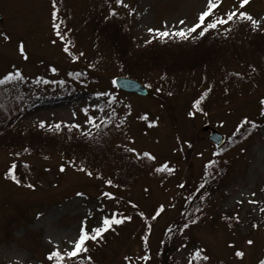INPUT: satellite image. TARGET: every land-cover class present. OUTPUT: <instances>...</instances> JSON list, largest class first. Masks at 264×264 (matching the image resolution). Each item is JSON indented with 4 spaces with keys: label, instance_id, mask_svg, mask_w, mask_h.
<instances>
[{
    "label": "rangeland",
    "instance_id": "1",
    "mask_svg": "<svg viewBox=\"0 0 264 264\" xmlns=\"http://www.w3.org/2000/svg\"><path fill=\"white\" fill-rule=\"evenodd\" d=\"M101 1L57 0V6L59 3L67 11L57 8V23L70 42L71 52L78 57L73 61L62 50L63 43L51 28L52 0H0V33L9 37L5 41L0 35V79L10 72H21L23 81L13 80L4 85L18 93L19 100H24L25 104L52 98L54 94H93V99L75 104L61 102L54 108L41 109L31 114L25 124L35 129L39 128L40 121H44L45 126L50 122L64 126L79 124L77 131L91 132L93 126L86 123L84 109L96 124L115 113L124 123L112 132L111 151H123L126 159L131 161L136 160V156L127 152L126 147H134L140 153L148 151L156 156L153 167L167 163L175 171L171 174L153 171L143 177L135 189L125 191L118 186L106 185L105 180L96 178L94 174L88 177L77 171L76 163L69 166L67 162L70 161L62 156L54 155L47 159L18 157L15 153L0 151V264H51L46 255L53 244L67 247L66 242L76 236L86 216L91 228L102 216H110L113 212L131 216L132 220L114 226L115 231L106 233L100 245L89 242L90 251L85 255L92 257L93 264H145L139 257L144 253L141 236L147 235L151 256L149 264H156L158 257L155 255L163 249L165 232L175 225L189 202L185 198L190 195L193 198L201 183L205 185L226 167L225 179L219 183L223 187L210 196V203L203 199V217L176 240L175 262L188 264L192 253L204 248V254L210 256L205 262L207 264L258 263L264 258V212L259 211L264 207V117L259 114V101L264 99V73L260 60L249 56L239 65L234 58H227L215 67L213 65L224 71L247 73L253 82L239 90L232 87L231 98L223 93L224 89L216 87L221 103L212 105L207 115L192 108L198 97L196 86H200L197 83L200 76L191 78L187 74L191 80L186 83L179 75L161 79L162 73L154 71L146 76L138 75L135 79L140 78L147 87L150 84L147 98L124 93L111 83L121 77L115 57L105 48H96L90 36L93 25L85 20L90 8H100ZM105 1L112 3L111 8L125 11L138 47L148 40L161 42L153 38L149 28L164 30L168 26L177 30L184 27L178 25L179 20L191 24L205 6V0H125L129 5L125 9L117 8L115 0ZM238 2L223 0L219 11L223 13ZM245 10L254 18L264 16V0H250ZM129 11L132 15L128 14ZM53 40L57 42L53 44ZM21 43L27 60L19 55ZM81 52L83 56H79ZM100 65L104 66L102 71L99 70ZM252 68L256 71L253 72ZM206 76L208 86L214 75L208 73ZM194 83L196 86H192ZM160 87L161 91L157 93L156 89ZM180 87L184 89L175 95L167 94V91ZM100 92L111 93V96L98 97ZM110 99L113 100L111 104ZM190 111L194 112L193 116L188 115ZM144 115L148 120L139 119ZM245 118L258 127L253 129L245 123ZM149 121H156V126L148 127ZM206 126L208 130H204ZM213 130L225 137L220 148L210 141ZM233 139V146L219 153L217 149L224 148ZM21 161L30 164L32 173L28 183L17 185L5 179L4 174L12 162L17 164ZM209 161L215 163L205 178V165ZM62 164L65 165L63 173L59 171ZM181 183L185 187H178ZM27 184L34 185V188L29 189L25 186ZM106 191L117 199L103 197L102 193ZM77 192L83 195L77 196ZM249 200L257 203H248ZM132 204L137 207L133 208ZM160 205H164L165 210L155 221L151 220V215ZM139 212L145 214L144 219L138 215ZM237 215L239 222L234 219ZM226 218L233 219H228L230 223L225 221ZM253 223L260 227L252 228ZM248 239L254 242L251 246L246 243ZM229 244L234 247H228ZM236 250L245 253L242 260L235 257ZM125 256L130 257V261H126Z\"/></svg>",
    "mask_w": 264,
    "mask_h": 264
},
{
    "label": "trees",
    "instance_id": "2",
    "mask_svg": "<svg viewBox=\"0 0 264 264\" xmlns=\"http://www.w3.org/2000/svg\"><path fill=\"white\" fill-rule=\"evenodd\" d=\"M99 6L100 8L91 7L85 20L87 22L88 19L87 23L93 25L90 36L96 48L98 47L99 50L105 48L115 57L119 76L137 79L138 75L146 76L154 71H160L162 76L169 79L173 77L172 75H179L185 79L186 83L191 80L186 76L187 74L191 78L200 76L201 79L197 82L200 86H196L197 83L192 85L198 87V97L193 103L203 92L211 88V92L201 102L203 112L207 113L213 106L220 105V96L216 95V87L224 89L222 92L231 98L232 87L239 90L253 82L252 77L247 73L228 69L224 71L221 67L214 68L215 65L227 58H234L241 65L250 56L260 60L261 71L262 74L264 73V32H252L246 23L230 24L227 27H230L231 31L222 35L210 30L204 37H198L195 41L168 40L158 43L151 40V43L144 42L138 47L132 37V28L127 23L125 11L115 9L118 15L106 19L110 6H113L112 3L102 0ZM57 8L62 11L66 9L59 3ZM103 67L100 65L99 70L102 71ZM208 73L213 74L214 78H211L207 86ZM235 73H240V76ZM203 84L206 86L202 87ZM181 88L183 87L174 89L171 94L175 95ZM93 98L95 96L91 93L73 92L63 96L54 94L52 98L38 99L25 104L24 100H19L18 93H14L4 84L0 85V151L20 153L18 157L37 156L45 159L54 155L62 156L69 161H74L78 167H84L94 175H99L103 180L111 179L113 185L122 190L135 189L140 185L143 177L152 174L153 161H148L146 158L131 161L126 159L123 151L110 150L109 142L112 132L118 129L117 125H122L115 113L102 120L106 123H97L100 127H93L91 136H85L82 134L84 132L76 129L69 131L61 123H59L61 129L58 132L48 130L50 125H55L57 122L48 123L44 129L30 128L25 124L31 114L41 109L54 108L61 102L75 104ZM222 99L224 98L221 97ZM101 103L108 107L104 101ZM196 112L203 114V112ZM231 142H235V139L220 149L219 153H224L231 148L233 146ZM25 148L29 149V152L25 153L23 151ZM25 164L28 165L27 168L24 167ZM227 170L228 167L219 170L203 189L197 191L183 209L178 221L171 227L173 231L165 232L163 249L160 254L155 255L158 257L156 264H177L174 258L176 240L182 234L179 229L186 222L185 217H203V211L195 213L194 209L204 205L203 199L210 203V196L215 195L223 187L219 183L225 179ZM31 173L30 164L22 161L17 163L15 174L21 183H28ZM225 221L231 220L225 219ZM149 263L148 261L145 264ZM84 264L88 262L84 261ZM193 264L207 263L194 260Z\"/></svg>",
    "mask_w": 264,
    "mask_h": 264
},
{
    "label": "snow or ice",
    "instance_id": "3",
    "mask_svg": "<svg viewBox=\"0 0 264 264\" xmlns=\"http://www.w3.org/2000/svg\"><path fill=\"white\" fill-rule=\"evenodd\" d=\"M223 0H205V6L204 8L197 14L196 19L191 23L188 24L186 23L185 20L181 19L178 21V25H183L184 27L178 28L177 30H172L168 26L164 27V30L160 29H152L149 28L148 32L153 34L154 39H160L161 42H166V39L169 38H175L181 41H187L189 39L195 41L198 37H204L206 33H208L210 30L217 32V34H226L227 32L231 31L230 27H227L230 24H240V23H246L250 27V30L252 32H257L261 31L264 32V16H261L259 18H254L253 15H251L248 11H246V6L249 5L250 0H239L238 4H234L232 8L229 10L221 13L219 9L221 8ZM115 5L117 8L123 7L125 9L129 8V5L125 3V0H115ZM51 28L55 34V36L63 43L62 50L68 54L69 57L73 61L78 59L77 55H74L70 48H69V41L67 40L66 34H62L60 31V24L57 23L59 20L58 17V11H57V0H52L51 3ZM129 15H132V11H129ZM118 15L117 11L113 8H109V14L107 18L110 17H116ZM221 29L223 31L221 32ZM0 35L4 36V40L7 41L9 37L3 33H0ZM57 41L53 40L52 43L55 44ZM145 43H151V40L146 41ZM19 55L24 59L27 60L28 56L25 51V47L23 43L19 44ZM84 53L81 52L79 53V56H83ZM53 72L56 71V69H52ZM252 71L255 72L256 69L252 68ZM77 76L80 75L79 73L76 74ZM235 75L240 76V73H235ZM242 78V77H241ZM24 77L22 76L21 72L16 71L15 73H8L6 76L3 77V79H0V85L5 84V82L13 81V80H20L23 81ZM161 79H165L164 76L161 77ZM47 83V81H44ZM60 83H63L61 81ZM112 84L117 83V81L113 80L111 82ZM150 87V85H148ZM161 91V88H157L156 92L159 93ZM227 91V90H226ZM211 92V88H208L205 92H203L200 96L199 99H197L193 105L192 108L195 111L203 112V109L201 108V102L205 99V97L208 95V93ZM171 95V92L168 93ZM98 97H110L111 93L108 92H100L97 93ZM113 100H109V104H111ZM259 104L261 106L260 108V116L264 117V99H261L259 101ZM84 114L86 117V123L92 125L93 127L99 128L100 125L96 124L95 121L91 116H88V110L84 109ZM103 111V109H101ZM204 115H207L206 112H203ZM75 115V114H73ZM189 116H193L194 112H189ZM141 120H148L147 115L139 117ZM101 123H106L105 121H101ZM124 121H121V124H123ZM245 123L250 124L253 129L257 128L258 125L250 120H247L245 118ZM156 126V121H149L148 127H155ZM38 127L41 129L45 128V123L44 121H40L38 124ZM65 127L68 128L69 131L72 129H80L79 124H69L65 125ZM117 127H120V125H117ZM61 129V125L59 123L55 125H50L48 127V130H54V131H59ZM237 131H240L238 128ZM85 136H91V132H84L82 133ZM131 142V141H130ZM190 146V145H189ZM129 153H133L136 156L137 160L146 158L148 161H155L156 156L151 154L148 151H144L142 153L138 152L137 149L134 147H126L125 149ZM25 153L29 152V149L25 148L23 149ZM16 156H19L20 153H15ZM216 155H219V153H216ZM47 159V157H45ZM69 166H75L74 161L67 162ZM214 161H209L208 164L205 165V171H204V176L205 178L209 175L208 169L212 167L214 164ZM24 167H28L27 164L24 165ZM17 168V164L15 162H12L11 165L7 168L4 178L5 179H10L12 182H14L17 185H20L21 181L17 178L15 174V170ZM77 171L84 172L88 177H92L93 173L91 171H88L84 167H76ZM59 171L63 173L65 171V165H61L59 168ZM153 171L155 173H174L175 169L169 167L167 163H162L158 167H154ZM96 178H100L99 175H97ZM104 183L108 186H113L115 187L116 185H113V181L111 179H107L104 181ZM29 189L34 188V185L32 184H27L25 185ZM178 187L183 188L185 187L184 184H179ZM205 185L201 183L199 185V188L196 189V191H200V189H203ZM145 192L148 191L147 188L144 189ZM264 191V189H262ZM77 196H82L83 194L80 192L76 193ZM103 197H106L108 199L115 200L117 199L112 193L110 192H103L102 193ZM252 196H255V193H252ZM187 201H191L192 196H188L185 198ZM238 203H240L238 201ZM248 203L251 204H256V200H249ZM133 208H136L137 206L135 204H132ZM164 205H160L158 208L154 210V214L151 215V220L155 221L157 217L161 215V213L164 211ZM100 211H103V209H100ZM203 210L201 207H196L194 209L195 213H201ZM260 212H264V207H261L259 209ZM138 215L141 217V219H144L145 214L143 212H139ZM183 215V214H182ZM87 219L88 217L86 216L84 220L81 221L80 227L78 229V232L74 238L71 240H68L67 247L61 248L59 244H53L52 249L48 252L46 255V260L51 262V264H84V261H87L88 264H93L92 257L90 255H85L87 254L90 249H89V242L95 245H100L104 241L105 234L108 233L109 231H115L114 226L121 225L124 223L125 220L131 221L132 217L131 216H124L122 213L119 212H113L110 216H102L101 219L97 222V225L95 227H88L87 224ZM186 222L183 224V226L179 229L181 233L184 232V230L188 229L190 225L196 224L198 220L200 219V216H194V218H189L185 217ZM226 219H233V218H226ZM237 222H239V217L238 215L234 218ZM229 227H231V224H229ZM252 228H258L260 225L253 223L251 225ZM151 226H148V231H150ZM173 229L168 228V232H172ZM148 239L149 237L147 235L141 236V241L143 242V248H144V253L139 257L140 260L148 262L151 260L150 256V248L148 245ZM49 243H52L50 240ZM246 243L251 246L254 242L252 239H248ZM228 247L232 248L234 245L229 244ZM206 250L204 248H199L197 249L194 253H192V258L188 261V264H192V261H203L207 262L210 259V256L207 254H204ZM234 255L237 259H243L245 253L240 250H236L234 252ZM124 259L126 261H130V257L125 256ZM259 264H264V259H261L259 261Z\"/></svg>",
    "mask_w": 264,
    "mask_h": 264
},
{
    "label": "water",
    "instance_id": "4",
    "mask_svg": "<svg viewBox=\"0 0 264 264\" xmlns=\"http://www.w3.org/2000/svg\"><path fill=\"white\" fill-rule=\"evenodd\" d=\"M1 20L2 19L0 18V21ZM114 80L117 81V83H115V86L123 92L138 95L141 97H147L149 95V90L146 87H144L140 82L134 79H130L126 77H118L115 78ZM204 130H208V127L206 126ZM210 140L214 142L216 146L219 147L224 143L225 138L222 134L213 130V134Z\"/></svg>",
    "mask_w": 264,
    "mask_h": 264
}]
</instances>
